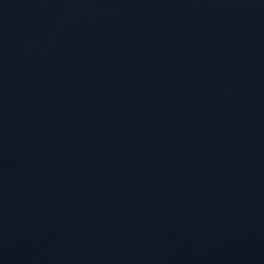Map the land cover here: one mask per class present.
<instances>
[{
  "label": "water",
  "instance_id": "1",
  "mask_svg": "<svg viewBox=\"0 0 264 264\" xmlns=\"http://www.w3.org/2000/svg\"><path fill=\"white\" fill-rule=\"evenodd\" d=\"M0 264H264V0H0Z\"/></svg>",
  "mask_w": 264,
  "mask_h": 264
}]
</instances>
